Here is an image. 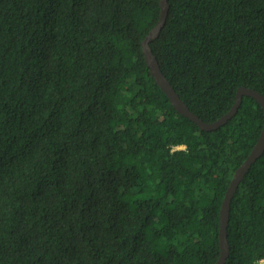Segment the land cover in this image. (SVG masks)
<instances>
[{
	"label": "trees",
	"instance_id": "trees-1",
	"mask_svg": "<svg viewBox=\"0 0 264 264\" xmlns=\"http://www.w3.org/2000/svg\"><path fill=\"white\" fill-rule=\"evenodd\" d=\"M151 46L206 121L264 95V0H168ZM160 0H0V264H214L260 102L203 130L146 63ZM184 148H174L175 146ZM225 264H264V152L232 198Z\"/></svg>",
	"mask_w": 264,
	"mask_h": 264
},
{
	"label": "water",
	"instance_id": "water-1",
	"mask_svg": "<svg viewBox=\"0 0 264 264\" xmlns=\"http://www.w3.org/2000/svg\"><path fill=\"white\" fill-rule=\"evenodd\" d=\"M169 13V1L160 0V16L156 24L150 29L148 34L142 41V49L146 63L150 67V70L155 77L156 82L162 88V90L168 95L171 103L174 107L183 115L190 118L192 121L198 124L203 130H214L225 124L231 119L238 111L243 96L250 95L256 98L263 107L264 110V95L255 88L247 86H239L236 93V99L232 107L222 114L219 118L213 121H206L202 119L198 114L190 109L188 104L180 97L174 86L171 84L167 76L164 74L161 66L158 62L156 55L153 52L151 41L157 38L166 22ZM264 152V125L261 134L252 147L250 153L246 159L236 168L234 175L228 185L225 196L223 198L220 207V228H219V242H220V254L214 264H225L230 253V245L228 242V223L232 198L235 192L244 178L245 174L251 167V165L261 156Z\"/></svg>",
	"mask_w": 264,
	"mask_h": 264
},
{
	"label": "built area",
	"instance_id": "built-area-1",
	"mask_svg": "<svg viewBox=\"0 0 264 264\" xmlns=\"http://www.w3.org/2000/svg\"><path fill=\"white\" fill-rule=\"evenodd\" d=\"M180 147H185V146H181V145H178V146H175L174 148H180ZM262 262L264 263V259L262 260Z\"/></svg>",
	"mask_w": 264,
	"mask_h": 264
},
{
	"label": "rangeland",
	"instance_id": "rangeland-1",
	"mask_svg": "<svg viewBox=\"0 0 264 264\" xmlns=\"http://www.w3.org/2000/svg\"><path fill=\"white\" fill-rule=\"evenodd\" d=\"M180 148H183V147H180Z\"/></svg>",
	"mask_w": 264,
	"mask_h": 264
}]
</instances>
